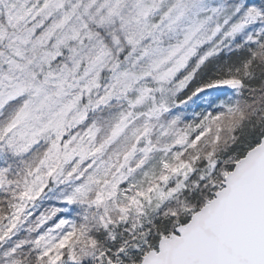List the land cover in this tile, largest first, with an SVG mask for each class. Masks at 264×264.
I'll list each match as a JSON object with an SVG mask.
<instances>
[{"label":"snow or ice","instance_id":"snow-or-ice-1","mask_svg":"<svg viewBox=\"0 0 264 264\" xmlns=\"http://www.w3.org/2000/svg\"><path fill=\"white\" fill-rule=\"evenodd\" d=\"M0 264H264V0H0Z\"/></svg>","mask_w":264,"mask_h":264},{"label":"trees","instance_id":"trees-1","mask_svg":"<svg viewBox=\"0 0 264 264\" xmlns=\"http://www.w3.org/2000/svg\"><path fill=\"white\" fill-rule=\"evenodd\" d=\"M200 106H202V105H200ZM193 109H194V108H192V109L189 108V109H188V113H191V112L193 111ZM195 110H200V109H199V107L197 106V107H195Z\"/></svg>","mask_w":264,"mask_h":264},{"label":"rangeland","instance_id":"rangeland-1","mask_svg":"<svg viewBox=\"0 0 264 264\" xmlns=\"http://www.w3.org/2000/svg\"><path fill=\"white\" fill-rule=\"evenodd\" d=\"M194 100L196 101V99L194 98ZM190 104L192 105V103L190 102ZM199 105V103L198 104H196V106H198Z\"/></svg>","mask_w":264,"mask_h":264}]
</instances>
